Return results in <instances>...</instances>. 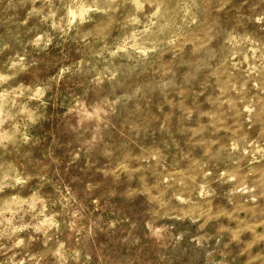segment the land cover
I'll use <instances>...</instances> for the list:
<instances>
[{"label": "rangeland", "instance_id": "374dc122", "mask_svg": "<svg viewBox=\"0 0 264 264\" xmlns=\"http://www.w3.org/2000/svg\"><path fill=\"white\" fill-rule=\"evenodd\" d=\"M0 264H264V0H0Z\"/></svg>", "mask_w": 264, "mask_h": 264}]
</instances>
